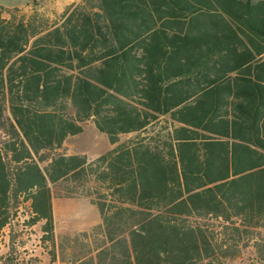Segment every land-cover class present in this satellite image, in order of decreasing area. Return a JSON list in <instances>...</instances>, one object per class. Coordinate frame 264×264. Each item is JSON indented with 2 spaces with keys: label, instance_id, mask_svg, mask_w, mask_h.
Wrapping results in <instances>:
<instances>
[{
  "label": "trees",
  "instance_id": "1",
  "mask_svg": "<svg viewBox=\"0 0 264 264\" xmlns=\"http://www.w3.org/2000/svg\"><path fill=\"white\" fill-rule=\"evenodd\" d=\"M87 121L111 149L62 153ZM37 224L50 263L264 264V0L0 5V264Z\"/></svg>",
  "mask_w": 264,
  "mask_h": 264
},
{
  "label": "rangeland",
  "instance_id": "2",
  "mask_svg": "<svg viewBox=\"0 0 264 264\" xmlns=\"http://www.w3.org/2000/svg\"><path fill=\"white\" fill-rule=\"evenodd\" d=\"M29 1L30 0H0V5L4 8H12L24 6ZM29 5L30 8H20L23 13L29 14L34 9L43 13L39 10V8L44 6L43 0H34L30 2L28 6ZM58 17L59 15H55L54 18H48L50 20H54ZM81 127V134L69 137L66 140L61 151L62 153L70 155L85 152L89 158H92L111 149L106 136L99 133L94 128L91 121L82 123ZM128 137L129 136H121L120 141H124ZM53 217L54 232L56 236L88 230L93 225L99 223V216L96 208L92 206L89 200L86 198L54 199ZM40 225L41 224H37L31 229L20 232V237L17 239V242L14 245L18 262L20 264H40L41 257L43 254H46L39 247V237L41 236ZM20 229L21 226L18 228V230ZM1 236L0 255H3L8 251V229H5L1 233ZM3 239L6 240L5 245L2 244Z\"/></svg>",
  "mask_w": 264,
  "mask_h": 264
},
{
  "label": "crops",
  "instance_id": "3",
  "mask_svg": "<svg viewBox=\"0 0 264 264\" xmlns=\"http://www.w3.org/2000/svg\"><path fill=\"white\" fill-rule=\"evenodd\" d=\"M32 1H34V0H30L24 6H19L18 8H24V7L30 8V5L28 6V4H30V2H32ZM79 2H80V0H43L44 6L39 8V10L42 11L47 17L54 18L55 15H60L67 6L72 5V4H77ZM35 7H37V6H35ZM79 154L85 155L89 161L93 160L94 158H96L100 155V154H98L92 158H89V156L85 152L79 153ZM54 211H55V206H54ZM1 238H2V236H0V239ZM5 243H6V240L3 239L2 244L5 245ZM40 260H41L40 264H62L60 262L50 263L48 256L46 254H43V256L41 257Z\"/></svg>",
  "mask_w": 264,
  "mask_h": 264
}]
</instances>
